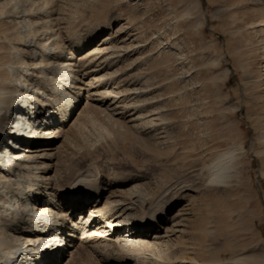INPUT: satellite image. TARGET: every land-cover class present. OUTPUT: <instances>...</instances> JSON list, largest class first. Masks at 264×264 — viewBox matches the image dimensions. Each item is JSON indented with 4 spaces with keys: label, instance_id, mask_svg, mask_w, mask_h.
Segmentation results:
<instances>
[{
    "label": "rangeland",
    "instance_id": "374dc122",
    "mask_svg": "<svg viewBox=\"0 0 264 264\" xmlns=\"http://www.w3.org/2000/svg\"><path fill=\"white\" fill-rule=\"evenodd\" d=\"M49 9L51 34L58 20V36L65 38L68 31L103 30L79 54L130 46L117 65L126 79L120 85L148 89L146 103L145 97H133L127 110L117 108L112 118L105 115L113 111L109 103L106 112L92 110L109 133L88 124L84 141L91 150L83 164L135 174V180L112 188H118V197L132 193L138 199L151 189L157 194L168 189L182 200L173 215L181 214L167 224L175 231L160 246L138 247L126 264H264V0H0V19L20 21L0 24V46L9 63L14 53L5 33L29 44L33 35H27L26 19L35 18H24V12L42 17ZM44 25H36L35 35ZM121 27L125 33L117 40ZM103 38L110 39L102 43ZM18 47L22 61L31 64V46ZM78 78L75 110L96 98L88 85L91 75L79 72ZM74 109L70 117L77 115ZM228 147L236 149L232 177L223 185L208 184L199 169ZM64 250L59 264L68 263ZM96 259L80 252L72 264Z\"/></svg>",
    "mask_w": 264,
    "mask_h": 264
},
{
    "label": "bare ground",
    "instance_id": "6f19581e",
    "mask_svg": "<svg viewBox=\"0 0 264 264\" xmlns=\"http://www.w3.org/2000/svg\"><path fill=\"white\" fill-rule=\"evenodd\" d=\"M50 12L47 10L42 17L24 12V18H35L33 22L26 19L30 26L27 35L32 34L36 40L27 45L13 42L4 28L5 39L14 53L10 63L0 46V264H59L64 259V249L69 264L80 252L94 254L96 264H126L138 247L160 246L161 240L175 231L168 229L171 226L167 224L181 214L173 215L182 200L168 189L159 194L151 189L138 199L131 197L132 193L118 197V188H112L135 180V174L83 164L90 155L84 141L88 124L109 133L107 127L93 118L92 110L106 112L108 106H103L109 103L114 106L111 113L105 114L110 118L117 108L126 109V101L133 97H145L142 101L146 103L148 89L120 85L126 79H122V68L117 65L132 51L130 46H112L109 52L94 48L79 54L91 47L103 30L86 35L68 31L65 38L58 36L62 28V21L58 20L57 30L51 34L54 26L47 19ZM1 18L0 24L4 26L20 23L16 16ZM41 23H45L42 26L45 28L37 36L36 25ZM123 28L117 30V40L125 33ZM108 39L103 38L102 43ZM19 44L31 46L32 55H28L31 64L22 61L24 51ZM56 69L61 73L55 74ZM79 72L91 75L88 85L94 88L91 95L96 98L95 104L86 101L75 110L80 100L81 88L75 84L80 81ZM10 75L18 78L11 79ZM73 109L77 115L70 117ZM234 151L229 148L218 152L199 169L208 184L223 185L232 177ZM91 199L94 203L85 212ZM154 219L158 221L151 225ZM78 231L80 236L75 234Z\"/></svg>",
    "mask_w": 264,
    "mask_h": 264
}]
</instances>
